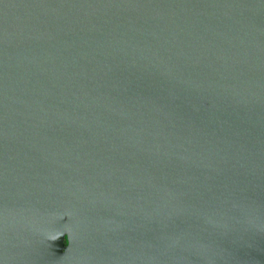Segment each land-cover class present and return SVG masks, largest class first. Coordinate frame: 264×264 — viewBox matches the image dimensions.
<instances>
[{
  "label": "water",
  "instance_id": "1",
  "mask_svg": "<svg viewBox=\"0 0 264 264\" xmlns=\"http://www.w3.org/2000/svg\"><path fill=\"white\" fill-rule=\"evenodd\" d=\"M0 264H264V0H0Z\"/></svg>",
  "mask_w": 264,
  "mask_h": 264
}]
</instances>
